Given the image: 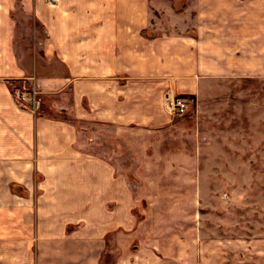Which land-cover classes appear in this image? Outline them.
I'll list each match as a JSON object with an SVG mask.
<instances>
[{
	"label": "crops",
	"instance_id": "crops-1",
	"mask_svg": "<svg viewBox=\"0 0 264 264\" xmlns=\"http://www.w3.org/2000/svg\"><path fill=\"white\" fill-rule=\"evenodd\" d=\"M27 78L38 115L14 101ZM245 80H264V0H0V264H264V223L164 100L201 114Z\"/></svg>",
	"mask_w": 264,
	"mask_h": 264
},
{
	"label": "rangeland",
	"instance_id": "rangeland-1",
	"mask_svg": "<svg viewBox=\"0 0 264 264\" xmlns=\"http://www.w3.org/2000/svg\"><path fill=\"white\" fill-rule=\"evenodd\" d=\"M232 84L234 97L223 93L210 101L201 114H191L190 102L184 117L194 120L203 172L216 176L211 187L221 197L233 196L235 205L244 204L249 210L250 226L256 228V223H264V80ZM233 103L238 114H232ZM43 104L42 93L38 114ZM47 115L66 119L61 114ZM76 127L80 130L81 123ZM84 130L97 132L94 126Z\"/></svg>",
	"mask_w": 264,
	"mask_h": 264
},
{
	"label": "built area",
	"instance_id": "built-area-1",
	"mask_svg": "<svg viewBox=\"0 0 264 264\" xmlns=\"http://www.w3.org/2000/svg\"><path fill=\"white\" fill-rule=\"evenodd\" d=\"M41 86L34 78L20 80L13 87V97L19 110L37 115L41 106ZM165 109L173 118H182L187 115L189 101L181 96L167 92L165 95Z\"/></svg>",
	"mask_w": 264,
	"mask_h": 264
},
{
	"label": "trees",
	"instance_id": "trees-1",
	"mask_svg": "<svg viewBox=\"0 0 264 264\" xmlns=\"http://www.w3.org/2000/svg\"><path fill=\"white\" fill-rule=\"evenodd\" d=\"M181 97H182V98H185V99H187V100L190 99L189 96H185V95H182Z\"/></svg>",
	"mask_w": 264,
	"mask_h": 264
}]
</instances>
